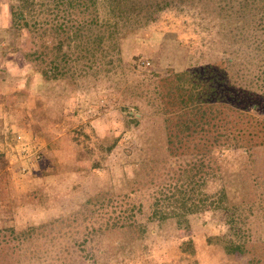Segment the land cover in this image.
I'll return each mask as SVG.
<instances>
[{"label": "rangeland", "instance_id": "rangeland-1", "mask_svg": "<svg viewBox=\"0 0 264 264\" xmlns=\"http://www.w3.org/2000/svg\"><path fill=\"white\" fill-rule=\"evenodd\" d=\"M40 2L29 30L11 24L10 0H0V76L10 86L0 131V264H264V146L220 162L249 206L239 239L222 211L191 213L181 224L151 216L155 196L192 192L179 170L196 162L197 138L170 152L167 79L215 58L221 38L212 18L195 6H143L110 33L89 9ZM211 179L208 193L221 184ZM222 237L243 251H225Z\"/></svg>", "mask_w": 264, "mask_h": 264}, {"label": "trees", "instance_id": "trees-1", "mask_svg": "<svg viewBox=\"0 0 264 264\" xmlns=\"http://www.w3.org/2000/svg\"><path fill=\"white\" fill-rule=\"evenodd\" d=\"M172 3L195 6L199 13L210 16L221 41L216 42L220 51L213 60L174 72L170 79L162 78L170 81L166 93L174 99L165 118L175 120L167 132L169 150L185 152L191 138L196 137L191 146L197 159L179 170L182 184L189 187L186 191L192 192L176 196V187L170 195L155 196L151 216L161 221L175 218L181 224L191 213L222 211L225 223L239 239L243 234L238 225L249 206L243 204L242 192L225 181L220 162L231 151L251 158L253 149L264 146V0H43L38 5L69 11L89 9L91 19H99L101 26L117 33L118 21L127 19L129 11L138 13L144 6L146 11L161 12ZM34 5L35 0H10L11 24L30 30ZM56 26L63 32V24ZM127 116L137 122L134 115ZM206 156L214 165L210 172L205 170ZM209 178L221 184L215 183L217 187L208 193L205 185ZM261 180L264 182V176ZM262 200L258 197L253 201L260 204ZM221 241L225 251H243L240 242L234 244L225 237Z\"/></svg>", "mask_w": 264, "mask_h": 264}, {"label": "crops", "instance_id": "crops-1", "mask_svg": "<svg viewBox=\"0 0 264 264\" xmlns=\"http://www.w3.org/2000/svg\"><path fill=\"white\" fill-rule=\"evenodd\" d=\"M5 28H7V25H1L0 24V30H3ZM0 33H1V31H0ZM0 44H2V43L0 42ZM5 58H6L5 56H2V51L0 50V67L7 65L5 62ZM4 81H5V79L3 80V77L0 76V131H2L3 128L4 129L6 128V122H7L6 119H8V115H7L8 111L6 109L7 102H5V100H3V96H5V97L8 96V91L10 90V88H8V87H10V86L7 87L8 83H5ZM1 96H2V98H1Z\"/></svg>", "mask_w": 264, "mask_h": 264}, {"label": "built area", "instance_id": "built-area-1", "mask_svg": "<svg viewBox=\"0 0 264 264\" xmlns=\"http://www.w3.org/2000/svg\"><path fill=\"white\" fill-rule=\"evenodd\" d=\"M16 140H18L19 141V139H20V136L19 135H16V138H15ZM17 142V141H16ZM35 154V152H33V158H37L38 157V155H34Z\"/></svg>", "mask_w": 264, "mask_h": 264}]
</instances>
